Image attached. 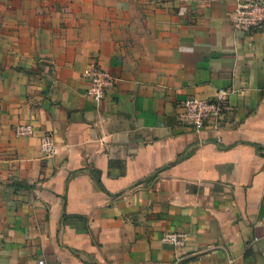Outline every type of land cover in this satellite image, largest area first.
<instances>
[{
    "label": "crops",
    "instance_id": "crops-1",
    "mask_svg": "<svg viewBox=\"0 0 264 264\" xmlns=\"http://www.w3.org/2000/svg\"><path fill=\"white\" fill-rule=\"evenodd\" d=\"M234 4L0 0V264H264V23ZM218 90L217 120L178 119Z\"/></svg>",
    "mask_w": 264,
    "mask_h": 264
},
{
    "label": "built area",
    "instance_id": "built-area-1",
    "mask_svg": "<svg viewBox=\"0 0 264 264\" xmlns=\"http://www.w3.org/2000/svg\"><path fill=\"white\" fill-rule=\"evenodd\" d=\"M264 23V0H235L231 13V24L234 28L248 31ZM81 76L87 82L85 94L95 101L101 100L105 90L112 86L113 78L108 72L101 69L96 62L90 60L81 71ZM225 92L218 90L212 99L187 97L178 105L177 117L189 124L192 129L202 128L208 121L217 120L223 111ZM16 136H31L33 127L28 124H17L13 127ZM39 151L44 157H49L53 152V142L47 134L39 136ZM187 234L182 231H164L159 235V240L171 246H183ZM37 264H42L41 260Z\"/></svg>",
    "mask_w": 264,
    "mask_h": 264
}]
</instances>
